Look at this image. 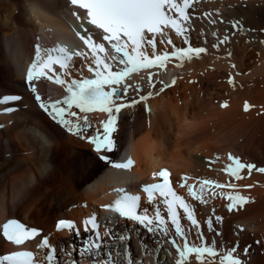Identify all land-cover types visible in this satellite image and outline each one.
<instances>
[{"label":"bare ground","instance_id":"bare-ground-1","mask_svg":"<svg viewBox=\"0 0 264 264\" xmlns=\"http://www.w3.org/2000/svg\"><path fill=\"white\" fill-rule=\"evenodd\" d=\"M74 11L85 15L67 0H0V96L24 91V70L37 34L44 44L63 36L75 41L72 26L99 34L84 20L78 22ZM190 25L194 40L206 49L203 58L175 70L180 73L176 85L154 100L151 114L143 106L122 113L114 136L121 148L131 144L138 159L131 173L107 168L89 144L67 135L32 104L30 95L25 97L28 108L10 116L13 124L0 130V222L20 217L44 233L52 232L58 219L80 221L118 182H144L153 169L167 163L176 175L182 169L193 171L190 185L197 192L202 180L236 186L210 188L203 201L184 190L195 203L205 241L216 242L218 256H205V264L210 259L219 264V253L236 245L243 264H264V173L244 172L237 180L206 161L233 150L264 166V0H203L194 4ZM226 99L228 107L221 108ZM245 103H250L249 110ZM100 172L103 177L92 182ZM237 193L249 202L226 210V196ZM82 202L88 207H81ZM104 219L108 229L103 231V252L111 250L116 264H124L126 248L134 264H175L179 258L171 241L182 248V237L175 235L168 217L166 236L130 220ZM109 231L114 235H105ZM184 231L193 245H200L196 227L187 219ZM51 238L60 264H91L95 258V252H82L90 240L83 239L84 245L68 231L53 232ZM9 249L5 244L0 253ZM186 264H197L194 254Z\"/></svg>","mask_w":264,"mask_h":264},{"label":"snow or ice","instance_id":"snow-or-ice-1","mask_svg":"<svg viewBox=\"0 0 264 264\" xmlns=\"http://www.w3.org/2000/svg\"><path fill=\"white\" fill-rule=\"evenodd\" d=\"M68 3L85 14L81 17L74 11L72 15L76 17L77 21L84 20L87 25L98 30V39L106 41L114 54L109 56L106 45L103 42H97V37L88 33V29L84 28L85 33L88 34L81 35L77 33V35L87 47V53L81 51L69 53L65 47L61 46L42 50L37 45L35 47V57L27 71L26 82L31 85L34 80L46 77L47 73H53V76H47V78L53 83L64 85L65 80L56 75L53 65H58L61 72L67 75L69 62L72 61L74 56L87 58L90 53L92 64L95 67L89 65L88 70L93 73L94 78L82 79L80 81L71 80L67 84V95L63 100L45 104L39 95L36 96V100L41 101V108L51 109L52 115L58 123L65 126L74 135L81 136L82 138H84L82 133L90 127L87 114L96 111L106 113L108 118L102 122L103 134L98 133L87 139L90 144L94 145L96 152L110 153L116 147L114 136L118 128L116 114L129 106L123 102H118L123 101L127 96L129 86L124 83L126 78L144 69L153 67L164 68L166 62L171 57L183 61L185 58L191 59L193 56L198 57L201 53L206 52L204 48L193 47H188L186 50L176 49L172 53L165 52L158 54L156 51V36H164V30L172 29L178 36L188 30L191 20L189 9L193 7L195 0H68ZM81 26L84 27L83 24ZM147 34H152V38L149 39ZM221 42L223 43L224 41ZM168 43H171L170 39ZM185 43H187L186 39ZM146 45L151 46V54L145 50ZM44 52L47 53L46 58L42 55ZM116 64L122 67L114 70ZM149 82L151 83V76L149 77ZM121 85L123 86L121 87ZM31 90L33 92L36 91L35 87H32ZM20 99L21 97L19 96H4L0 98V104H7ZM142 99L146 98L142 97ZM134 103L136 101H133ZM73 108L85 114L82 120L75 123L66 118V116H77L76 112L69 111ZM247 109L248 105L246 104L245 110ZM4 111L10 113L14 109L6 108ZM99 158L107 160V157L104 155H101ZM228 159L231 161V164L225 171L237 180L243 178L240 173L244 169H247L249 174H251L253 169L264 173V168H256L254 164L250 163L244 164L238 158H234L231 155H229ZM108 163L114 168L125 170L130 169L133 165L131 159H128L125 163H113L111 161H108ZM155 175L161 177L163 182L145 186L142 190L147 194L150 203L154 199L153 194L159 192L160 196L163 197V203L167 208L168 221H170L175 235L185 239L182 248L176 246L174 241H171L179 256L175 264H186L189 256L193 254L197 264H205V256L216 258L218 256L215 246L216 242L213 241L211 245H208L200 232H197V236L201 241L200 245H189L187 234L180 223L177 208L179 207L183 210L184 216L193 227L199 228L193 209L182 197L173 191L169 183L170 174L167 170H161ZM184 186V184L181 185V187ZM213 187L217 189L225 187L235 189L236 186L219 184L211 180H202L199 181V192H197L194 185H187V191L193 199L203 201L206 191ZM116 192L120 193L119 198L112 205L105 206L106 210L113 211L121 218L143 226L149 232L157 231L165 236L168 234L169 228L166 226V221L162 218L159 208L156 209L154 218H149L146 214L147 210H145L144 214L138 213L139 196L127 194L122 188L116 189ZM226 199L230 201L228 204L229 211L237 207H243L249 202L248 198L238 193L229 194L226 196ZM220 219V217H216V221H220ZM83 223L86 232L89 231V226H91V231L94 233L93 239L82 249L84 254L95 252V258L91 261V264H116V259L112 256L111 250L107 254L103 252L104 244L101 242L100 225L97 222V217L93 215L85 219ZM207 223L209 230H212V221H208ZM56 227L57 230L68 229L71 231L76 226L73 222L61 220ZM76 234L79 235V232ZM39 235L40 233L36 229L26 228L15 219H10L3 225V236L16 246H20L25 241ZM105 235H114V233L109 231ZM117 239H120V237ZM125 243H127L126 238ZM237 247L238 245L228 249L226 252L219 253V264H243L242 259L236 254ZM38 249H49L47 237L42 239L38 245ZM59 256L60 252L57 248H51L46 252L40 251L39 258L31 251H17L0 256V264H60ZM118 257L119 253H117ZM124 264H134L128 257L127 248L124 252ZM209 264H215V261L210 259Z\"/></svg>","mask_w":264,"mask_h":264},{"label":"rangeland","instance_id":"rangeland-1","mask_svg":"<svg viewBox=\"0 0 264 264\" xmlns=\"http://www.w3.org/2000/svg\"><path fill=\"white\" fill-rule=\"evenodd\" d=\"M17 11L19 12V10H18V9H15L14 13H15V14H16V13H18ZM190 81H191V82H193V79H190ZM134 253H135V251H134ZM76 264H79V263H78V262H76Z\"/></svg>","mask_w":264,"mask_h":264}]
</instances>
